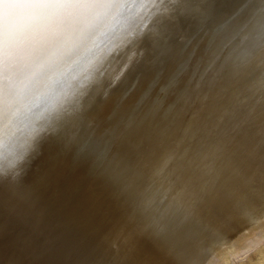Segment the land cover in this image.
<instances>
[{
	"label": "bare ground",
	"instance_id": "1",
	"mask_svg": "<svg viewBox=\"0 0 264 264\" xmlns=\"http://www.w3.org/2000/svg\"><path fill=\"white\" fill-rule=\"evenodd\" d=\"M40 2L0 0V32L34 17ZM181 3L183 11L167 26L170 49L154 51L153 42L143 39L140 46L150 62L130 69L128 81L113 90V97L129 92L138 81L136 89L123 104H109L100 117L101 127L109 128L108 142L96 147V156L109 182L93 171L91 157H77L74 147L56 137L41 141L24 164L0 172V264H96L104 255L102 237L122 216L133 215L140 225H151L150 239L137 241L141 255L162 259L157 248L174 249L196 264H205L209 256L224 264L230 256L243 255L246 241L257 231L249 225L264 213V103L256 104L264 97V70H238L232 61L221 69L222 57L215 77H200L210 55L209 29L229 19L238 3L255 9L264 0ZM250 18L248 9L236 17L235 31ZM235 43L241 56L264 46V17L251 18ZM158 75L160 84L176 75L175 86L165 95L158 93L157 84L148 100L135 107ZM157 99L164 105L152 114L149 107ZM170 106L172 114L166 116ZM189 124V138L178 150L188 154L167 170L175 199L141 215L151 195L152 170ZM142 138L144 143L135 147ZM89 147L82 145L84 151ZM5 150L0 137V168Z\"/></svg>",
	"mask_w": 264,
	"mask_h": 264
},
{
	"label": "clouds",
	"instance_id": "2",
	"mask_svg": "<svg viewBox=\"0 0 264 264\" xmlns=\"http://www.w3.org/2000/svg\"><path fill=\"white\" fill-rule=\"evenodd\" d=\"M183 9L181 0H78L70 5L42 0L36 6L34 17L0 32V137L6 145L5 163L0 172L24 164L41 141L56 137L74 147L77 157H91L93 171L109 182L96 156V147L108 142L109 128L101 127L100 117L109 104H123L136 89L138 81L131 85L129 92L113 97V90L128 81L130 69L142 61L150 62L146 50L140 46L143 39L153 42L154 51L170 49L167 26ZM246 9L251 18L264 17V5L251 9L248 3H238L229 19L209 29L212 32L210 55L201 81L209 73L213 77L218 74L214 69L222 57L221 69L232 61L238 70H264V46L257 45L242 56L237 55L236 36L249 28L251 18L238 32L232 21ZM184 39L181 37V42ZM260 81L264 84V71ZM157 84H160V75L140 95L135 107L148 100ZM175 84L176 75H173L160 84L158 93L167 95ZM242 103H247V98ZM261 103L264 97L256 100L257 105ZM163 105L164 101L157 99L149 112L154 114ZM165 114H172L171 106ZM179 115L175 113L174 119ZM190 131L191 124L184 129V136L175 147L165 152L162 164L152 170L151 195L141 215L175 199L167 170L178 166L187 156V149L178 150L189 138ZM85 143L90 145L87 151L82 148ZM143 143L142 138L134 146L138 148ZM7 146H14L15 150L9 152ZM112 195L122 209L123 202L115 190ZM261 226H264V213L249 225V229H257L246 241L243 253L249 264H264V227ZM149 227V224L140 225L134 215L127 219L122 216L102 237L104 255L96 264H196L193 257L174 249L157 248L162 259L141 255L137 241L150 239ZM215 261V256H209L205 264H215Z\"/></svg>",
	"mask_w": 264,
	"mask_h": 264
},
{
	"label": "rangeland",
	"instance_id": "3",
	"mask_svg": "<svg viewBox=\"0 0 264 264\" xmlns=\"http://www.w3.org/2000/svg\"><path fill=\"white\" fill-rule=\"evenodd\" d=\"M253 259H255V257H253ZM224 264H249V262L243 258V255H240L238 257L230 256L229 259L224 261Z\"/></svg>",
	"mask_w": 264,
	"mask_h": 264
}]
</instances>
